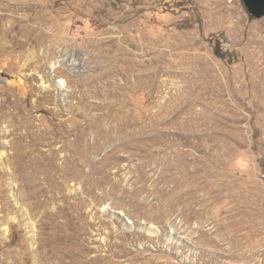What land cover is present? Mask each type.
Returning <instances> with one entry per match:
<instances>
[{
	"label": "rangeland",
	"instance_id": "rangeland-1",
	"mask_svg": "<svg viewBox=\"0 0 264 264\" xmlns=\"http://www.w3.org/2000/svg\"><path fill=\"white\" fill-rule=\"evenodd\" d=\"M0 264H264V16L0 0Z\"/></svg>",
	"mask_w": 264,
	"mask_h": 264
},
{
	"label": "water",
	"instance_id": "water-1",
	"mask_svg": "<svg viewBox=\"0 0 264 264\" xmlns=\"http://www.w3.org/2000/svg\"><path fill=\"white\" fill-rule=\"evenodd\" d=\"M249 13L260 18L264 16V0H243Z\"/></svg>",
	"mask_w": 264,
	"mask_h": 264
},
{
	"label": "bare ground",
	"instance_id": "bare-ground-1",
	"mask_svg": "<svg viewBox=\"0 0 264 264\" xmlns=\"http://www.w3.org/2000/svg\"><path fill=\"white\" fill-rule=\"evenodd\" d=\"M66 63H73V64L78 65L79 64V61H77V60H68V61H66L64 59H61V60H59V63L58 64H66ZM56 84H57L58 87L62 88L64 86V84H65V80L63 78L62 79H58V80H56ZM129 222L130 221H128V223ZM147 227L150 229L149 226H147ZM170 238H173V235L172 234H170Z\"/></svg>",
	"mask_w": 264,
	"mask_h": 264
}]
</instances>
